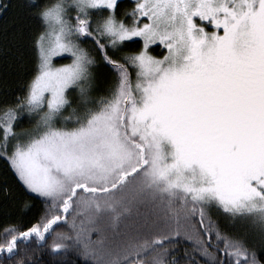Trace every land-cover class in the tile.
Returning <instances> with one entry per match:
<instances>
[{"label": "snow or ice", "instance_id": "obj_1", "mask_svg": "<svg viewBox=\"0 0 264 264\" xmlns=\"http://www.w3.org/2000/svg\"><path fill=\"white\" fill-rule=\"evenodd\" d=\"M25 7L35 67L0 99V160L46 210L5 229L0 264L49 235L82 264H264V0Z\"/></svg>", "mask_w": 264, "mask_h": 264}, {"label": "trees", "instance_id": "obj_2", "mask_svg": "<svg viewBox=\"0 0 264 264\" xmlns=\"http://www.w3.org/2000/svg\"><path fill=\"white\" fill-rule=\"evenodd\" d=\"M7 2L10 6L5 14L0 16V99L5 95L9 98L22 95L24 85L30 80L35 67L32 34L36 26L30 21L25 7L27 0H7ZM121 3L122 11L130 10L132 7V0H121ZM162 51L164 50L158 45L153 46V55L159 56ZM68 61L69 58H57V64H65ZM5 181L12 187L15 196L14 199L8 200L0 198V243H3L5 229L15 227L20 231L27 230L40 221L46 210L42 200L27 193L23 186L15 181L14 176L9 174L5 163L0 160V184ZM25 204L29 205L27 209H24ZM232 226L229 224L226 231L244 238ZM56 231L68 232L69 228L60 224L56 226ZM52 243L53 236L49 235L42 246L37 245L35 241L21 244V249L27 248V255L32 258L31 262L26 261V264H82L81 258L74 251L53 253ZM248 243L250 247L260 251L259 237L257 241L250 240ZM22 255H24L23 251L19 252L17 259ZM261 255L264 256V252H261Z\"/></svg>", "mask_w": 264, "mask_h": 264}, {"label": "rangeland", "instance_id": "obj_3", "mask_svg": "<svg viewBox=\"0 0 264 264\" xmlns=\"http://www.w3.org/2000/svg\"><path fill=\"white\" fill-rule=\"evenodd\" d=\"M159 47H160V49H162V46H159ZM164 51H166V50H164ZM58 58H61V57H58ZM70 62H71V59L69 58V61L67 63H65V64H68ZM61 65L62 64H57L58 67L61 66ZM234 229L237 230L238 233L243 235V237L245 239H247V241L251 240V241L255 242V241L258 240V236L253 233L252 229L247 224H243V223L237 224V225L234 226ZM255 238H257V239H255Z\"/></svg>", "mask_w": 264, "mask_h": 264}]
</instances>
